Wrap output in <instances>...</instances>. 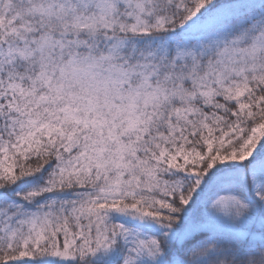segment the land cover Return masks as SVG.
<instances>
[{
	"label": "snow or ice",
	"instance_id": "1",
	"mask_svg": "<svg viewBox=\"0 0 264 264\" xmlns=\"http://www.w3.org/2000/svg\"><path fill=\"white\" fill-rule=\"evenodd\" d=\"M0 264H264V0H0Z\"/></svg>",
	"mask_w": 264,
	"mask_h": 264
}]
</instances>
